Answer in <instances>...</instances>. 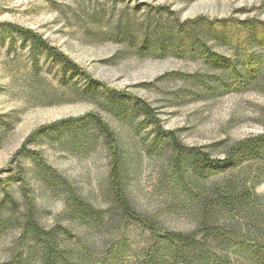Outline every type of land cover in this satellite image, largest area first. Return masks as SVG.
Returning a JSON list of instances; mask_svg holds the SVG:
<instances>
[{
	"label": "rangeland",
	"instance_id": "374dc122",
	"mask_svg": "<svg viewBox=\"0 0 264 264\" xmlns=\"http://www.w3.org/2000/svg\"><path fill=\"white\" fill-rule=\"evenodd\" d=\"M10 24L38 32L109 87L146 100L184 145L218 156L226 144L264 130V0H0V179L17 203V223L0 237V264H10L20 244L28 197L41 227L58 231L62 245L93 246L107 264H137L145 230L129 225L120 232L73 219L64 197L37 177L29 158L13 160L39 127L92 111L120 139L135 206L170 229L194 227L168 172V151L154 145L153 125L140 114L118 118L103 97H83L85 79L64 74L43 52L33 56ZM89 132L94 143L82 150L70 131L38 137L29 148L105 210L107 147ZM256 191L264 196V182Z\"/></svg>",
	"mask_w": 264,
	"mask_h": 264
},
{
	"label": "trees",
	"instance_id": "16d2710c",
	"mask_svg": "<svg viewBox=\"0 0 264 264\" xmlns=\"http://www.w3.org/2000/svg\"><path fill=\"white\" fill-rule=\"evenodd\" d=\"M10 27L28 42L33 56L43 52L59 64L64 74L70 71L83 77L86 81L83 97H103L108 109L118 118L140 114L153 125L154 145L163 144L168 151V172L194 227L190 231L170 229L135 206L128 190L129 161L120 139L105 118L93 111L39 127L24 140L13 157V160L27 157L32 161L37 177L51 191L64 197L73 219L95 227L120 229V232L129 225L145 230L148 240L137 252V264H264V196L256 191L264 182V130L226 144L218 156L198 146L184 145L176 131L162 126L155 109L146 100L92 77L38 32L15 24ZM90 128L103 139L108 152V172L101 187L108 202L105 210H97L82 198L38 151L29 148V143L38 137L54 138L70 131L75 149L82 150L94 143ZM18 177L26 186L22 170ZM6 184L0 179L3 191L0 237L17 223L12 214L17 203ZM25 195L29 196L27 188ZM28 199L27 212L19 222L20 244L10 256V264H107L97 259L98 250L93 246L62 245L58 231L41 227L31 198Z\"/></svg>",
	"mask_w": 264,
	"mask_h": 264
}]
</instances>
